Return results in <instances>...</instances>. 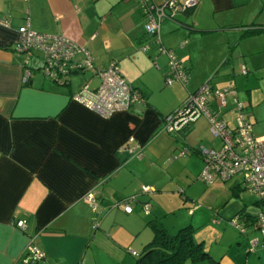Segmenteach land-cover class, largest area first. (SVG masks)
Segmentation results:
<instances>
[{
    "label": "crops",
    "instance_id": "crops-1",
    "mask_svg": "<svg viewBox=\"0 0 264 264\" xmlns=\"http://www.w3.org/2000/svg\"><path fill=\"white\" fill-rule=\"evenodd\" d=\"M142 1L161 5L168 0H0V264H102L104 255H113L104 244L125 260L152 240L147 221L168 230L164 219L177 211L176 230L215 224L224 236L235 228L230 219L238 216L245 228L244 233L235 228L240 236L249 242L258 238V213L246 203L230 201L245 188L241 177L211 183L200 178L204 161L197 151L221 144L209 121L200 117L186 131L170 133L163 129V117L206 78L217 88L219 67L244 66V76L262 70L264 0H194L193 6L161 20L159 43L145 30ZM26 17L32 30L85 47L96 68L115 62L142 98L108 115L75 100L83 89L94 100L100 76L82 69L69 73L63 83L46 77L39 52L27 56L16 49ZM161 48L182 61L185 83H165L168 57ZM26 68L31 76L24 82ZM223 78L234 79V72ZM155 93L158 100H151ZM227 107L223 118L233 126V113L224 115ZM131 143L141 147V157L127 149ZM142 185L150 191L141 193ZM89 192L98 201L96 209L85 200ZM133 194L139 195L131 212L113 207ZM145 201L149 214L142 209ZM199 241L204 243L202 237ZM30 243L43 257L26 263ZM232 245L242 255L247 244H234L232 237L218 247L204 243L211 260L183 264H231L224 254L231 253ZM259 252V264H264Z\"/></svg>",
    "mask_w": 264,
    "mask_h": 264
},
{
    "label": "built area",
    "instance_id": "built-area-1",
    "mask_svg": "<svg viewBox=\"0 0 264 264\" xmlns=\"http://www.w3.org/2000/svg\"><path fill=\"white\" fill-rule=\"evenodd\" d=\"M142 2L141 10L146 19L145 30L158 43L161 20L171 18L175 11L184 10L195 4L194 0H168L161 5ZM18 33L17 51L27 56L39 52L43 59L41 72L46 77L63 83L69 73L82 69H92L100 76L102 83L94 100L87 97L86 89L75 94L73 96L75 100L99 113L108 115L112 111L126 109L137 99L138 95L121 77L115 62L109 63L104 70L96 68L89 51L85 47L65 36L44 34L32 30L27 17L24 24L19 27ZM142 48L145 50L147 45ZM161 52L168 57L165 83L167 85L174 81L184 83L187 74L182 61L177 59L172 51L161 48ZM24 63L27 65L28 61L25 59ZM241 72L245 74L247 72L246 67L242 66ZM30 76L31 71L26 68L23 81H27ZM228 94H235V92L232 89H214L207 82L202 84L196 92L189 95L180 108L163 119V129L170 133L179 132L187 124L194 123L198 118H206L209 121L212 134L219 137L221 144L218 148H201L204 167L200 178L211 183L216 179L225 182L234 176H240L245 188L250 193L264 199V139L254 137L253 123L250 120L251 113L245 110L243 103L239 100H233V107L230 111L233 113L234 125H228L226 119L221 115L223 109L227 107ZM133 141L130 139V142L133 143ZM132 143L127 145V149L141 157V147ZM185 151L187 150H183L182 153ZM149 191V186L142 185V193ZM85 200L96 209L98 201H96L93 193L89 192L85 196ZM134 200L135 196H128L115 205L129 213L132 211L131 203ZM142 208L145 214L149 213V204H142ZM229 223L241 233L245 232L238 216L231 218ZM17 224L20 228H24L23 221H19ZM98 225L99 222L95 221L94 227ZM257 226L264 245V215L262 212L257 216ZM259 244L258 238L250 240L252 249ZM28 249L30 255L24 258V262H34L43 257V252L34 244L30 243ZM132 253L136 254L135 251Z\"/></svg>",
    "mask_w": 264,
    "mask_h": 264
},
{
    "label": "rangeland",
    "instance_id": "rangeland-1",
    "mask_svg": "<svg viewBox=\"0 0 264 264\" xmlns=\"http://www.w3.org/2000/svg\"><path fill=\"white\" fill-rule=\"evenodd\" d=\"M240 69L241 67H237L236 64L234 67H225V66L219 67V70L217 72V78H220L222 81L218 83L219 84L218 87H225L230 84L236 87L239 93L238 94L239 101L245 100L244 103V105H246L245 110L251 113L250 116H252V121H253L254 137L257 139H264V67H262V70H260L259 73L258 72L255 73V71L251 69V72L249 73L248 76H244L240 74ZM231 71L234 72V79L232 80L224 79L223 76H226V74H229ZM230 78H233V76H231ZM248 95L251 103L248 101ZM158 98L159 96L156 95V93L151 95V100L153 99L158 100ZM227 101H228L227 102L228 111H226L224 115H226V117L229 118L232 116V112L230 111V109L231 107H233V95L228 94ZM205 145L208 146L209 144L205 143ZM236 200L240 203H246L247 208H249V210H251L252 212L255 213L262 212L264 215V203L258 201V196L256 194L250 193L247 189L241 188L239 191V198L235 199L234 197L230 199V201L232 202H237ZM227 206L230 207V204H228ZM226 209L228 208L225 207V210ZM180 212L181 211H177V212H172V214H167L168 216H166L164 219L165 223L168 225L167 226L168 230L171 231L172 233L175 232L177 228V227H173V224H176L174 221L179 220V218L177 217L180 216L178 215ZM221 231L222 228L215 226V224H206L204 226L203 225L200 226V229L198 231L195 230L193 235L198 241L201 240L202 237L204 239L205 245L209 247H212V245L221 246L222 241L224 243V240L228 241L230 237H232V242L234 244H236L237 241H239V243L245 242L247 245L244 246L242 255H240V252H238V250L240 249H237V247L233 245L230 247L231 253L224 254L227 257L229 256L231 257V264H259V254H260L259 250H262V257L264 259L263 239L259 230H257L258 236L255 237H258L260 239V244L253 249L250 246L249 240L242 238V236H240V234L235 228L229 227L228 233L225 234L224 236H221ZM104 234L107 235L106 232ZM104 245L106 250H110L113 253V255L111 257L104 255V259H102V264H139L137 263L136 259L138 258L141 249L137 251V256H132L129 253L126 259L124 260L122 256L120 255L117 256V254L119 253L116 250L111 249L107 244ZM216 250L218 251L219 249L217 248ZM247 253H252V254L254 253V256L247 257ZM253 257H255V260L252 262L251 259ZM246 258L249 259L247 263H246ZM187 261L194 262V260L191 259H188Z\"/></svg>",
    "mask_w": 264,
    "mask_h": 264
},
{
    "label": "trees",
    "instance_id": "trees-1",
    "mask_svg": "<svg viewBox=\"0 0 264 264\" xmlns=\"http://www.w3.org/2000/svg\"><path fill=\"white\" fill-rule=\"evenodd\" d=\"M246 70H247V68H246ZM186 74H187V72H186ZM187 77H188V74H187ZM164 78H165V74H164ZM186 81H187V79H186ZM206 82L211 85V78L208 77L202 84H204ZM211 87L214 88L213 86H211ZM131 88H132L133 92H136L138 97L140 96L142 98V95L139 92V90H137L135 87H132V86H131ZM214 89H219V90L232 89L235 92V94H231V95H233V100L234 99L239 100L237 98L236 87L233 86L232 84L227 85L225 87H217V88L215 87ZM183 104H181L176 109L180 108ZM243 105H244V103H243ZM245 106L246 105H244V107ZM175 110L171 111L168 114L173 113ZM168 114H166L163 117V119ZM221 115L223 116V112H221ZM191 124H189V125L187 124L181 130L186 131L190 127ZM197 152L202 157L201 151L198 150ZM138 195L133 194V196H135L134 201L137 200ZM124 198H122V199H124ZM117 203H119V201L114 203L113 207H120V206L115 205ZM132 203H131V206H132ZM145 203L150 205V203H148L146 201L143 202L142 204H145ZM149 213H150V211H149ZM258 215H259V213L255 216V220H254L256 228H258V226H257V216ZM147 224L151 225V227L153 228V232H154L153 238L151 241L146 243L143 246V248L141 249V252L139 253L138 258L136 259L137 263H139V264H181L185 260H188V259H191L194 261H196V260L201 261V260H205V259L211 260V255L209 254V252L207 250H205L203 241L196 240V238L193 235L194 231L190 225L182 226V227L178 228L175 232L172 233V232L168 231L166 229V227H164L160 222L147 221ZM135 256H137V253L135 254ZM214 263L218 264L216 261Z\"/></svg>",
    "mask_w": 264,
    "mask_h": 264
}]
</instances>
